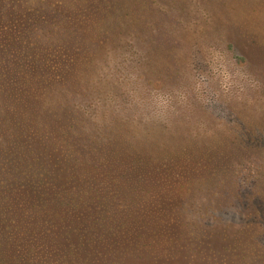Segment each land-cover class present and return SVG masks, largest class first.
<instances>
[{
  "label": "trees",
  "instance_id": "1",
  "mask_svg": "<svg viewBox=\"0 0 264 264\" xmlns=\"http://www.w3.org/2000/svg\"><path fill=\"white\" fill-rule=\"evenodd\" d=\"M263 17L264 0H0V264H263L258 210L220 225L244 182L263 201L246 148L133 105L210 25L247 62Z\"/></svg>",
  "mask_w": 264,
  "mask_h": 264
},
{
  "label": "rangeland",
  "instance_id": "2",
  "mask_svg": "<svg viewBox=\"0 0 264 264\" xmlns=\"http://www.w3.org/2000/svg\"><path fill=\"white\" fill-rule=\"evenodd\" d=\"M262 26L261 34L264 36ZM224 34L221 26L210 25L197 41L200 52L192 50L191 62L182 69L181 76L169 79L166 88L156 89L153 95L149 92L133 105L138 109L137 114H181L187 120L185 127L189 126L203 137L218 132L217 142L223 139V135L230 134L246 148L243 150L248 157L245 160V177L257 176L255 172L258 170L264 180V50L258 48L257 51L253 46L246 48L249 60L243 61L227 45L222 37ZM236 36L234 32L233 37ZM249 181L244 182L238 191L239 197L246 200L240 203L239 197H232L233 205L229 214L223 215L219 222L221 226L229 221L231 228L237 229L246 223L241 213L247 209L258 210L257 215L247 222L258 223L263 229L264 183L258 182L263 188V201L259 202L253 198L256 185ZM261 237L264 247V229ZM262 258L263 255L261 262L264 264Z\"/></svg>",
  "mask_w": 264,
  "mask_h": 264
}]
</instances>
